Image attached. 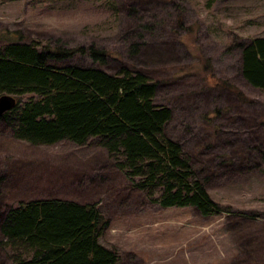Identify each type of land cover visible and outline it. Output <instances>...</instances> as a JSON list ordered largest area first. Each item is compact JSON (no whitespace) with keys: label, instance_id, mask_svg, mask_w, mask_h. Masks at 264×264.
Masks as SVG:
<instances>
[{"label":"rangeland","instance_id":"obj_1","mask_svg":"<svg viewBox=\"0 0 264 264\" xmlns=\"http://www.w3.org/2000/svg\"><path fill=\"white\" fill-rule=\"evenodd\" d=\"M261 35L264 0H0V47L81 45L50 62L133 66L156 80L155 103L171 108L166 134L230 209L163 206L153 200L160 188L134 185L140 176L99 137L33 143L0 117V210L36 197L95 203L108 219L99 240L116 247L117 264H264V93L241 73V44ZM90 45L106 50L105 63ZM14 249L0 230V264H14Z\"/></svg>","mask_w":264,"mask_h":264},{"label":"trees","instance_id":"obj_2","mask_svg":"<svg viewBox=\"0 0 264 264\" xmlns=\"http://www.w3.org/2000/svg\"><path fill=\"white\" fill-rule=\"evenodd\" d=\"M83 50L81 45L51 49L21 41L0 47V94L15 98L0 117L14 135L33 143L68 139L82 144L99 137L120 167L140 176L134 185L160 188L153 198L159 204L192 205L202 215L230 210L211 198L181 143L166 134L171 108L155 103L156 80L133 66L109 72L50 62ZM87 50L105 63L106 50L94 45ZM241 73L264 93V35L241 44ZM219 83L232 88L226 80ZM0 214V230L17 252L14 264H117L116 247L99 240L108 219L95 203L36 197L5 206Z\"/></svg>","mask_w":264,"mask_h":264},{"label":"water","instance_id":"obj_3","mask_svg":"<svg viewBox=\"0 0 264 264\" xmlns=\"http://www.w3.org/2000/svg\"><path fill=\"white\" fill-rule=\"evenodd\" d=\"M15 102V98L10 93L0 94V114L9 109Z\"/></svg>","mask_w":264,"mask_h":264}]
</instances>
